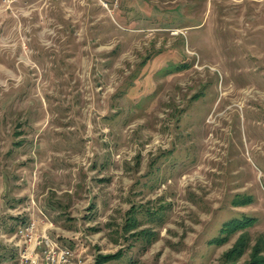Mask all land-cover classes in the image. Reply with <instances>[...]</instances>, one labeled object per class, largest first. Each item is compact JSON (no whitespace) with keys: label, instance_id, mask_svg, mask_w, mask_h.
Here are the masks:
<instances>
[{"label":"rangeland","instance_id":"1","mask_svg":"<svg viewBox=\"0 0 264 264\" xmlns=\"http://www.w3.org/2000/svg\"><path fill=\"white\" fill-rule=\"evenodd\" d=\"M46 236L264 264V0H0V264Z\"/></svg>","mask_w":264,"mask_h":264},{"label":"built area","instance_id":"2","mask_svg":"<svg viewBox=\"0 0 264 264\" xmlns=\"http://www.w3.org/2000/svg\"><path fill=\"white\" fill-rule=\"evenodd\" d=\"M34 226V221L31 220L26 226H24L22 229H19L18 231H16V236L18 237H25V231H27L28 227H33ZM43 247L40 249V254L43 257V263L45 264H67L69 262V258L71 257V250L68 247L65 246H61V244H59L56 241H53L51 239H49L47 236L44 237V241H43ZM16 247L17 249V253H18V258L16 259V264H32L31 261L27 260L26 254L25 252L27 251V249L25 248V250L23 249V247H17V246H13ZM39 256V255H38Z\"/></svg>","mask_w":264,"mask_h":264},{"label":"trees","instance_id":"3","mask_svg":"<svg viewBox=\"0 0 264 264\" xmlns=\"http://www.w3.org/2000/svg\"><path fill=\"white\" fill-rule=\"evenodd\" d=\"M15 251H16V253H17V249H16V247L15 248H13ZM257 257L256 256H252V261L251 262H248V263H245V264H261V262H262V260L261 259H257V260H255ZM101 259H103V261L104 262H109L110 260H112V259H115V257H101ZM16 259H15V264H16Z\"/></svg>","mask_w":264,"mask_h":264}]
</instances>
